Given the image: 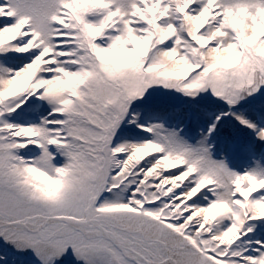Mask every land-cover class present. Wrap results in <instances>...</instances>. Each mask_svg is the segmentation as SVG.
<instances>
[{"label": "snow or ice", "instance_id": "obj_1", "mask_svg": "<svg viewBox=\"0 0 264 264\" xmlns=\"http://www.w3.org/2000/svg\"><path fill=\"white\" fill-rule=\"evenodd\" d=\"M0 264H264V0H0Z\"/></svg>", "mask_w": 264, "mask_h": 264}]
</instances>
